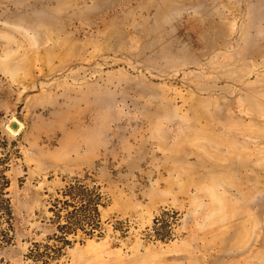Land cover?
<instances>
[{
  "label": "rangeland",
  "instance_id": "1",
  "mask_svg": "<svg viewBox=\"0 0 264 264\" xmlns=\"http://www.w3.org/2000/svg\"><path fill=\"white\" fill-rule=\"evenodd\" d=\"M0 160V264H264V0H0Z\"/></svg>",
  "mask_w": 264,
  "mask_h": 264
},
{
  "label": "trees",
  "instance_id": "2",
  "mask_svg": "<svg viewBox=\"0 0 264 264\" xmlns=\"http://www.w3.org/2000/svg\"><path fill=\"white\" fill-rule=\"evenodd\" d=\"M4 162L0 160V243H10L12 236L10 235L13 229V209L11 197L9 196L8 188L10 179L5 174L7 168L3 166ZM77 221H80L77 218ZM67 243L65 240H61ZM53 254H58V249L52 250Z\"/></svg>",
  "mask_w": 264,
  "mask_h": 264
},
{
  "label": "water",
  "instance_id": "3",
  "mask_svg": "<svg viewBox=\"0 0 264 264\" xmlns=\"http://www.w3.org/2000/svg\"><path fill=\"white\" fill-rule=\"evenodd\" d=\"M13 128H17V124H14V125H13Z\"/></svg>",
  "mask_w": 264,
  "mask_h": 264
}]
</instances>
